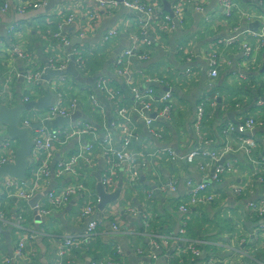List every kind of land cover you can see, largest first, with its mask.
Segmentation results:
<instances>
[{
	"label": "crops",
	"instance_id": "1",
	"mask_svg": "<svg viewBox=\"0 0 264 264\" xmlns=\"http://www.w3.org/2000/svg\"><path fill=\"white\" fill-rule=\"evenodd\" d=\"M25 1L30 0H20ZM12 2L15 0H0V8L3 4H10L6 13L0 11V106L13 108L23 105L24 97L29 98L24 104L37 102L46 97L47 93H51L50 105L40 111L34 110L36 114L33 111L28 113L29 117L32 116L31 121L38 124L43 122L49 108L58 99L57 96L66 104L77 100L80 102L77 117L69 123L97 125L98 143L103 141L108 130L112 145L119 149L120 132L111 127V122L118 120L113 99L119 96L116 87H120V80L112 78L114 59L128 43L125 37H121L112 46L104 44L102 38L115 26L119 27L121 33L134 31L135 26L127 22L130 19L129 13L117 10L112 16H108L99 11L91 0H46V8L39 11L28 10L24 15H18ZM174 2L175 0H162L161 9L164 13H167L166 8L171 9ZM232 2L234 6L227 17L219 0H186V16L181 29L168 36H162L155 31L152 57L144 63L131 64L138 86L153 87L157 98L169 88L174 97L170 120L155 119L152 126L153 131L160 133L162 139H152L142 122L134 118L140 134L134 150L153 155L158 150L170 148L179 156V160L172 161L166 154L161 155L160 159L152 156L145 162V167L141 168L143 182L140 179L133 188H127V170L122 168L119 171L117 187L113 191L120 189L119 197L110 206V211L119 217L120 231L109 235L110 226L108 222H104L93 240L97 251L89 252L85 247L73 250L63 258L61 264H91L94 258L99 264H109L113 256L112 243L122 249L124 256L120 264H206L208 261L215 264H264V232L258 234L264 218H258L247 207L248 203L264 201V189L255 180L252 163L240 148L234 147L222 154L221 163H235V171L225 175L221 182L209 186L215 195L214 202L196 205L188 214H181L176 207L187 194L186 183L189 180L196 185L204 177H207L204 179L207 182L212 174V169L202 173L198 170L197 163L188 164L182 159L189 152L200 148L197 139L199 135L212 141V148L208 149L222 150L226 144L233 147L235 139L240 135L238 132L226 135L220 129L221 126L231 124L236 127L248 117L264 120V47L259 48L258 53L253 55L251 69L245 67V58L240 49L242 42H246L252 49L260 45L259 40L248 35L258 33L264 27V0ZM198 4L203 7L202 13L194 10V5ZM69 16H72L74 24L66 26L64 31L70 42H76L72 50L81 51L88 65L87 73L80 75L75 61V70L81 80H92V84L68 75L43 79L46 69L62 72L68 67V47L53 40L51 33L56 32L59 24ZM189 37L193 38L189 42L191 55L187 61V58L183 60L178 56L177 47ZM234 38L236 43L227 45ZM13 47H18L27 58L16 57L12 52ZM214 53L218 63V78L210 85L208 60ZM51 66L63 69L55 70ZM30 70L41 74L38 86L27 87L24 79L19 77ZM186 70L191 73L186 75ZM94 76L112 79V84L104 94L105 98L96 88L97 79L93 80ZM148 81L154 83L148 84ZM124 92L127 95L125 103L129 104L128 91ZM90 95L99 101L101 112L95 113L90 108ZM153 105L158 106L157 103ZM202 105L203 118L197 131L194 123L197 108ZM101 113L104 114L103 117ZM37 130L31 131L30 136ZM252 134L251 137L260 146L259 153H264V128H256ZM93 142L92 136H84L64 146H56L54 163L63 156L68 157L83 150L86 144ZM136 160L141 165L140 159ZM93 162V168L85 166L84 162L80 163L84 181L81 177L66 176L61 180L52 177L43 182L37 193L43 195L39 203L45 201L48 192L75 182H84L92 194L98 197L95 191L99 180L97 176L102 177L106 173L105 160L98 148L93 152ZM257 174L264 175V167ZM171 179H177L175 193L159 194L155 191L152 199H146L145 193L153 189L155 184ZM237 188L242 190L240 194L235 192ZM81 200L82 196L73 197L63 210L54 211L48 217L39 216L29 206L30 202H8L5 210L10 212L6 213L9 223L15 224L22 212L24 216L20 225L27 231H33L38 238L35 242H30L31 252L25 259L11 264H43V261L46 264H55V244L52 238L58 237L60 240L63 235H77L84 231L87 222L77 224L74 217ZM106 209L109 210L105 208L100 211L96 208L93 218H105ZM130 209L134 212H130ZM149 213L155 214L150 233L156 238L160 249L150 248L149 234L144 232L140 219V216ZM184 218H189L190 221L187 239L202 249L203 255L199 260L180 255L184 244L178 239L181 220ZM169 235L173 240L164 244V238ZM20 237L21 233L15 226H0V264L11 257ZM153 256L156 259H152Z\"/></svg>",
	"mask_w": 264,
	"mask_h": 264
},
{
	"label": "built area",
	"instance_id": "2",
	"mask_svg": "<svg viewBox=\"0 0 264 264\" xmlns=\"http://www.w3.org/2000/svg\"><path fill=\"white\" fill-rule=\"evenodd\" d=\"M59 1L66 2L68 0ZM91 2L97 6L99 11L108 14V16H112L117 10H124L129 13L130 19L127 20V22L134 25L136 28L134 31L125 34L121 33L118 26H115V28L108 30L102 38L104 44H111L112 46L117 43L121 37H125V41L128 43V46L125 47V49H123L114 59V76L112 78L120 80V87H116L119 90V96H117L116 99H113L114 111H116L115 113L118 116V120H112L111 122V127L120 132L119 149L112 145V141L110 140L111 133L108 130H106V133L103 136V141L98 143L96 133L97 125L93 123L71 122L58 129H51L45 126L37 128L38 130L32 134L33 136H30V140L33 144L30 155L31 163L27 171V173L30 174V177L28 179L26 178L23 182L6 177L0 179V226L3 228H7V226H15L21 233V237L16 243L11 257L5 260L3 264L16 263L19 260L25 259L27 254L31 252V250H29L30 242H35L38 239L33 231H27L20 225L24 216L22 212L19 211L20 215L17 217L16 223L11 224L4 217V214L6 213L3 210V206L5 207V205L12 200H18L22 203L30 202L37 195L42 183L52 177L56 180H61L66 176H72L74 178L81 177L84 181L79 167L80 163L84 162L85 166L93 168L95 165L93 162V152L95 149H99L100 154L105 160L106 173L101 177V184L107 194H111L108 192L114 193L113 191L117 187L119 171L122 168L127 170V188H133L138 184L142 177L141 168L145 167V162H147L152 156H156L160 159L159 157L161 155L166 154L172 161L179 160V156L170 148L158 150L153 155L142 154L134 150L135 144L140 140L139 130L134 123V118H137L142 122L152 139H162L161 134L154 132L152 126L155 119H161L164 121L170 120L174 109V97L169 88L165 90L161 97L157 98L153 87H150L149 85L145 88L138 86L135 83L136 78L133 74V71L135 70H132L131 64L133 62L144 63L152 57L154 52L153 44L155 31L162 36H168L181 29L184 25V18L186 16V0H175L170 9L173 17L167 13H163L161 9L162 0H122L121 2L117 0H91ZM219 4L224 11V14L228 17L234 6L232 0H219ZM46 7V0H30L28 2L17 1L14 11L18 15H24L28 10L39 11ZM9 8L10 7H8L7 4H4V6L0 8V11L1 13H6ZM194 10L202 13L203 7L200 4L194 5ZM73 21L72 16H69L68 18L66 17L63 23L59 24L56 32L51 33V38L60 41L64 47H68L70 45V40L64 30L66 26L73 25ZM83 36L84 34L82 37ZM248 37L260 41V45L255 49H252L246 42H242L240 45V49L245 58V67L251 69L250 63L253 61V55L258 53L257 50L259 48L262 49L264 47V27L260 32L248 35ZM192 38L193 37H189L183 44H179L177 47L178 56L183 60L184 58H187V61H189L191 55L189 42ZM235 41L236 38L231 39L228 41L227 45H233L236 43ZM12 52L18 58H27L22 52H20L18 47H13ZM72 55L76 61L77 72L80 75L86 74V68H88V65L83 53L74 49L72 50ZM51 69L61 70L63 68H55V66H51ZM208 69V77L211 85L218 78L216 53L209 56ZM190 73V70L185 71L186 75H189ZM19 77L24 79L27 87H32L39 85L41 74L37 71L30 70L26 71ZM112 79L105 76L97 78L96 88L100 91L103 97L107 92L108 86L112 84ZM150 82L154 83L153 81H148V84H150ZM123 85L125 86L123 87L122 92ZM124 90L128 91L130 99L129 104L125 103L127 95ZM57 98L58 99L49 108L43 121L54 120L58 117L70 120V118L77 113L80 102L73 100L66 104L59 96H57ZM7 101L9 102V99ZM28 101V97L23 98V104ZM153 103H157L158 106H154ZM88 104L95 113L101 112L99 101L93 95L89 96ZM203 105L197 108V118L194 123L197 131L199 130V125L203 118ZM32 111L34 112V110ZM32 111L24 112L21 115L19 121L20 127H29L30 125L36 124V122L31 121L32 116H28V113ZM34 113L36 114L37 112ZM39 114L40 113H38V115ZM101 115L103 117L104 114L101 113ZM256 128H264L263 119L248 117L236 127L231 124L221 126L220 129L226 135L234 132H238L240 135L235 139L233 147L226 144L223 146L222 150L208 149L212 148V141H208L199 135L197 139L200 148L189 152L182 157V159L188 164L197 163L198 170L202 173L209 168H213L211 182L219 183L225 175L231 174L235 171V163H221L222 154L231 151L234 147H238L245 152L247 160L252 163L251 165L253 175L256 178L255 180L264 189V175L257 174V171L261 167H264V153H259L260 146L251 136H241V134L246 133L252 134ZM84 136H92L94 142L92 144H86L83 147V150H78L76 153L68 157L63 156L59 158L54 163V149L56 146H64L72 140H78ZM1 137L0 167H3L14 163L15 154L18 150V143L9 140L7 138V129L0 125V138ZM136 158L140 159L142 162L141 165L138 164L139 162L137 163ZM205 161H208V163H204ZM207 184L208 183L202 182L198 185H194V183L189 180L186 183L187 194L179 204L176 205L177 210L182 214H188L191 208L196 205L214 202L215 195L210 190L209 184ZM176 187L177 179H171L167 182H158L153 186V189L145 193V197L147 200L152 199L155 191L159 194L175 193ZM241 191L242 190L238 188L235 190L237 194H240ZM75 196H82L80 206L74 216L75 222L80 225L85 222L87 223L82 234L63 235L60 240L58 237L52 238V241L55 244V264H61L63 258L76 249H82L85 247L89 252L97 251L96 246L93 245V240L97 233L100 232L104 222H108L110 226V230H108L109 235L120 231V220L119 217L110 211L111 204H108L105 207L109 209H106L105 218H93L100 201L98 197L92 194L91 190L84 182H75L48 192L45 201L43 203L38 202L33 209L39 216L48 217L54 211L63 210ZM247 207L252 210L258 218H264V201L248 203ZM130 212L133 213L134 211L130 209ZM140 217L144 232L149 234L150 248L160 249L159 245L156 243V238L150 233L155 214H143ZM262 222L263 223L259 226L258 234L264 232V219ZM189 223V218L181 220V227L179 230L180 239H178V241H182L184 245L180 250V255H187L193 260H199L203 255L201 247L197 246L195 242L189 241L186 237ZM164 239H166L164 244L173 240L171 235ZM111 252H113L114 257L112 256V261L109 264H120L124 256L122 249L115 243H112ZM111 252L109 253L111 254ZM138 253L142 254L140 251H138ZM152 259H156V257L153 256ZM91 264L99 263L91 262ZM206 264H215V262L208 261Z\"/></svg>",
	"mask_w": 264,
	"mask_h": 264
},
{
	"label": "water",
	"instance_id": "3",
	"mask_svg": "<svg viewBox=\"0 0 264 264\" xmlns=\"http://www.w3.org/2000/svg\"><path fill=\"white\" fill-rule=\"evenodd\" d=\"M121 2L122 0H117ZM166 12L173 17L172 12L170 9L166 8ZM76 42H70V45L68 46L69 56H70V62L68 64V67L60 72V71H51L50 69H46L45 73L43 75V79H47L49 77H56L59 75H68L76 78L78 81L92 84V80H81L79 78L78 73L75 70V58L72 55V47L75 45ZM97 76H94L93 80H96ZM52 102V94L47 93V96L44 98H41L37 102H31L28 104L23 105H17L13 108H8L5 106H0V125L4 126L7 129V138L11 141H16L18 143V150L15 154L14 163L10 165H6L3 167H0V179L1 178H9L14 179L19 182H23L26 180L27 177V171L28 167L31 163L30 155L32 152L33 144L30 140V132L40 128L41 126H46L51 129L60 128L66 124L69 123L70 120L77 117V114L72 116V118L69 119H63V118H56L54 120H46L43 121L41 124H33L29 127H20L19 121L20 117L24 112H29L31 110L40 111L44 108H46L50 103ZM240 124V123H239ZM237 124V125H239ZM244 136H252L251 133L241 134ZM99 178L98 185L96 186V194L99 198V205L98 209L102 211L108 204L114 203L117 198L119 197L120 189L115 191L112 194H106L105 190L102 187L101 184V177L97 176ZM141 182H143V179L141 178ZM43 197L42 194L37 195L33 200L30 201L29 206L31 208L35 207L36 204L39 202V200ZM39 247L41 248L42 252H44L43 247L39 244ZM43 264H46L45 261L42 262Z\"/></svg>",
	"mask_w": 264,
	"mask_h": 264
},
{
	"label": "trees",
	"instance_id": "4",
	"mask_svg": "<svg viewBox=\"0 0 264 264\" xmlns=\"http://www.w3.org/2000/svg\"><path fill=\"white\" fill-rule=\"evenodd\" d=\"M17 1H20V0H15V2H12L13 4H14V6H13V9L15 8V4L17 3ZM3 6H4V4H3ZM2 6V7H3ZM7 6L8 7H10V4L9 3H7ZM163 11V10H162ZM163 13H164V11H163ZM15 31V30H14ZM30 177V174L29 173H27V179ZM3 210L5 211V213H10V212H8V210H5V207L3 206ZM4 217L7 219V220H9L8 219V216H7V214H4ZM93 262H97L96 260H95V258L93 259Z\"/></svg>",
	"mask_w": 264,
	"mask_h": 264
},
{
	"label": "rangeland",
	"instance_id": "5",
	"mask_svg": "<svg viewBox=\"0 0 264 264\" xmlns=\"http://www.w3.org/2000/svg\"><path fill=\"white\" fill-rule=\"evenodd\" d=\"M201 163H203V162H201ZM204 163H208V161H205ZM210 169H212V171H213V168H210ZM211 176H212V174L210 175V178H209V180H207V182H205V180H204V179L207 178V177H204L203 181L197 183V185L200 184V183H202V182H203V183L205 182V183H208L209 186H210V185L213 186V184H216V183L211 182ZM208 184H207V185H208ZM208 203H209V202H208ZM181 214H182V213H181ZM112 258H113V257H112Z\"/></svg>",
	"mask_w": 264,
	"mask_h": 264
},
{
	"label": "flooded vegetation",
	"instance_id": "6",
	"mask_svg": "<svg viewBox=\"0 0 264 264\" xmlns=\"http://www.w3.org/2000/svg\"><path fill=\"white\" fill-rule=\"evenodd\" d=\"M32 111V110H31Z\"/></svg>",
	"mask_w": 264,
	"mask_h": 264
}]
</instances>
